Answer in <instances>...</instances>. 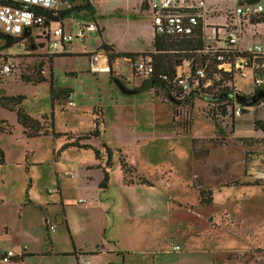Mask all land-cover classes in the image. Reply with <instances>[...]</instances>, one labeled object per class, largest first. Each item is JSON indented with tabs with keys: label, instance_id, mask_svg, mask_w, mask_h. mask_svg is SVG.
<instances>
[{
	"label": "rangeland",
	"instance_id": "374dc122",
	"mask_svg": "<svg viewBox=\"0 0 264 264\" xmlns=\"http://www.w3.org/2000/svg\"><path fill=\"white\" fill-rule=\"evenodd\" d=\"M83 1L63 0L60 7ZM90 1L93 13L69 17L102 21V37L89 33L88 50H97L103 37L119 50H154L148 49L152 15L141 12L143 0ZM232 5L220 0L216 7L223 13ZM8 40L0 33V69H12L0 73V96H22L19 107L46 123L49 134L28 138L17 112L0 106V120L12 128L0 133V264H77L76 255L58 253L102 243L112 251L93 264H124L128 250L137 264H264V137L238 136L252 133L254 106L264 101V89L255 93L252 69L233 75V102L245 110L233 130L209 117L207 95L173 94L160 85L144 89L147 78L132 69L130 58L98 72L90 52L53 58L69 45L54 51L50 41L38 49L35 39ZM21 73L47 80L25 82ZM52 86L71 89V97L52 102ZM66 141L91 148L61 151ZM139 178L155 188L141 190L134 185ZM174 243L181 251L173 250ZM9 250L16 256L1 261ZM33 250L41 252L31 255ZM77 256L79 264L91 257Z\"/></svg>",
	"mask_w": 264,
	"mask_h": 264
},
{
	"label": "built area",
	"instance_id": "2783aa9c",
	"mask_svg": "<svg viewBox=\"0 0 264 264\" xmlns=\"http://www.w3.org/2000/svg\"><path fill=\"white\" fill-rule=\"evenodd\" d=\"M231 1L234 5L225 12L224 23L211 24L209 17L216 11H210L205 6V0H143L151 12L155 34L184 36L192 34L196 27L202 31L203 49L199 53L207 57L204 63L199 62L193 70L191 60H185L176 67L173 76H162L167 89L173 94L185 95L193 90L197 93L204 90L218 95L225 87L233 85L232 81L223 80L228 73L247 68L254 72L255 90L264 89V0ZM60 4L62 0H0V32L12 37L31 36L36 41H50L51 48L57 51L76 40H86L89 33L98 29L95 21H79L74 31H67L61 25L45 26L44 11L58 9ZM25 31L29 33L25 35ZM107 61V55L91 53L93 70L109 71ZM131 61L132 69L137 74L147 79L154 76L156 67L150 53ZM211 70L214 71L213 76H209ZM1 71L11 72V65L5 64ZM206 108L209 117L219 122L244 112V108L235 102L227 106L226 114L222 113L223 109H219L217 104ZM172 248L180 251L181 245ZM14 256L16 254L13 250H9L4 253L1 261L9 262Z\"/></svg>",
	"mask_w": 264,
	"mask_h": 264
},
{
	"label": "trees",
	"instance_id": "16d2710c",
	"mask_svg": "<svg viewBox=\"0 0 264 264\" xmlns=\"http://www.w3.org/2000/svg\"><path fill=\"white\" fill-rule=\"evenodd\" d=\"M63 3V0H62ZM70 7L68 8H58L55 10H45L44 11V16H45V26L50 27L53 24H59L62 27H66L64 25V21L68 19L70 16L74 14H78L81 12H86V13H93L95 11L94 5L91 3L90 0H84L83 3L80 4H69ZM1 35L6 36L9 40V43H16L20 39H33L31 36H20V37H12L8 36L2 32H0ZM39 38V37H38ZM35 41V40H34ZM43 42L46 41H35L36 45L38 46L37 48H47L49 46V43L46 42L47 44H43ZM69 45V44H67ZM66 45H63L62 49L65 48ZM153 47H154V52L150 53L153 57L155 67H156V72L154 76L150 79H147L144 89H148L150 87H155L157 85H160L164 87L166 90V84L164 83L162 76L167 74L169 76H173L175 74L176 67L181 65L185 60H191V68L194 70L195 65L200 63H204L206 60V56L202 55L199 53V50L203 49V39H202V31L200 27H196L193 31L192 34L189 35H184V36H159L155 34L154 40H153ZM59 48V49H60ZM102 49L104 50L105 54L108 56V62L110 66V70L112 69V63L118 59V58H123L127 57L130 59H134L135 57H138L142 53H136V52H117L115 49L106 43L102 44ZM199 53V55H198ZM62 54L66 53H59L57 55H50L54 57H61L63 56ZM68 54V53H67ZM171 54H176L175 57H172L174 55ZM184 54V55H180ZM48 57V56H47ZM53 58L51 59L48 57V63L50 65L53 63ZM43 66V65H42ZM2 69V68H1ZM0 69V73H2ZM214 71L209 72V76H213ZM233 75L234 73H228L224 77V81H233ZM21 80L29 83H41L47 80V78L42 75L41 73H38L37 75L33 76H27L24 73L20 74ZM51 82L53 83V74L51 72L50 78ZM50 94H51V99L52 102L55 100H58L60 98L67 99L70 97V94L72 92L71 89L68 88H61L59 90H55L54 86L51 87L50 89ZM170 91V90H169ZM235 91V87L232 85L231 87H225L222 91V93L218 95H213L209 91H200V94L207 95L209 97V100H207V106H211V104H217L219 109H223L222 113L226 114V108L229 105H233V98L229 97V94H232ZM220 95V97H219ZM216 97V99H215ZM23 97L22 96H0V106L6 107L7 109L11 111H16L18 114V121L19 123L24 127V134L28 138H33L36 136H41V135H48V125L44 122H40L38 119L33 118L29 114H27L25 111H23L19 106L22 104ZM7 121L5 120H0V133L1 132H7L11 133L12 128L11 127H6ZM99 124V122H98ZM256 128H262L264 129V126H261V124L256 120L255 122ZM96 136L99 134V129L95 128V131L93 132ZM55 138H58L59 136H62V134L57 135L55 134ZM88 137H86L87 139ZM199 139L194 138L192 140V145L194 148V152L197 151V143ZM75 147L79 149H89L91 148L90 145L88 144H80L76 141H66L63 146L61 147V151ZM106 151L109 152V149L106 148ZM202 152L204 154H207V150ZM96 153L97 150H96ZM0 156L3 160V153L0 149ZM122 170L124 173H127L129 171L128 165L126 162L122 163ZM105 177L104 180L107 182L108 180V173L105 170L104 171ZM133 181H131L132 183ZM134 184H145L152 186L153 184L144 178H139L138 181H134ZM204 190H200V195H201V200L204 201ZM64 255H75V253H64ZM23 254L18 256V261H22ZM76 259L78 260V257L76 256ZM79 264V262L77 263Z\"/></svg>",
	"mask_w": 264,
	"mask_h": 264
},
{
	"label": "crops",
	"instance_id": "0c3cea01",
	"mask_svg": "<svg viewBox=\"0 0 264 264\" xmlns=\"http://www.w3.org/2000/svg\"><path fill=\"white\" fill-rule=\"evenodd\" d=\"M141 2H142V0H140ZM229 1H231V0H229ZM145 4L142 2L141 3V12L142 11H144V10H147V8L145 7V9L142 7V6H144ZM217 5H220V0H205V6L207 7V8H209L210 9V11H216V13H214V14H212L213 16H211V17H209V23H211V24H222V23H224V21H225V12L227 11V10H229V9H231L232 7H233V5H232V7H230V8H228V9H225V12H223V13H220L221 11H223V10H220V9H218V7H216ZM146 6V5H145ZM96 10V9H95ZM218 12V13H217ZM220 13V14H219ZM97 14V13H96ZM97 18V17H96ZM76 21V19L75 18H73V17H71V18H68V19H66L65 21H64V25L66 26L65 28H66V30L68 31H74V29H75V27L74 26H76V24H77V22H79V21H76V23H73V22H75ZM96 22V24H97V27H98V29H97V31L101 34V37H102V32H104V30H105V27L101 24V22L102 21H100L98 18H97V20L95 21ZM72 23V24H71ZM59 24H53V26H58ZM151 28H152V34H151V37H150V39H151V44H152V47L151 48H148V49H153L154 47H153V40H154V37H155V31H154V29H153V26H152V23H151ZM89 37H90V35H89ZM89 37L86 39V40H76V41H74L73 43H71V44H69V47L66 49V50H64V49H62V48H60L59 50H64V52L63 53H66V54H62L63 56H61L60 58H62V59H66V58H69L70 56H77V55H88V53L90 52V54L92 53V52H100V53H103V54H105L104 53V50L102 49V44L103 43H106V44H108V45H111L114 49H115V51H117V52H136V53H142L141 55H139V56H142L143 54H146V53H152V52H154V50L152 51H149V50H147V49H145V50H119V49H117L116 47H115V45L114 44H112L111 42H107V41H105L104 40V37H103V39H102V41L100 42L101 43V45H100V47L99 48H97V50H88L87 48H86V42H87V40H89ZM79 42V43H78ZM81 42V43H80ZM83 42V43H82ZM66 46H68V45H66ZM68 53V54H67ZM106 55V54H105ZM108 57V56H107ZM58 58V57H57ZM120 60V58H118V59H116L113 63H112V70L114 69L115 70V65H116V63L118 62ZM107 63H108V66H109V62L107 61ZM109 71H110V66H109ZM105 72H107V71H105ZM71 97V96H70ZM253 119H252V127H253V131H252V133L251 134H241V135H238L239 137H259V136H262V137H264V129H262V128H256V125H255V122H256V120L261 124V126H264V101L262 102V103H260V104H257V105H255L254 106V109H253ZM243 113H245V110H244V112ZM239 117H241V115L240 116H237V117H234V118H232L231 116H228V117H226V119H223L222 121H221V123H223L224 124V126H225V124L226 123H230V125L232 126V128H233V130L234 129H236V125H237V118H239ZM225 120V121H224ZM220 121V120H219ZM218 121V122H219ZM251 170H253L254 172H258L254 167H252L251 168ZM256 174V173H255ZM259 174V173H258ZM134 185H136L137 187H139V188H141V190H142V188L143 187H148V188H155L153 185L152 186H149V185H145V184H134ZM134 185H129V186H134ZM244 185H246V186H248V185H252V184H244ZM142 192V191H141ZM79 199H82V198H79ZM84 199H85V201H88L89 200V196H87V198H85L84 197ZM152 216H155V217H153L152 218ZM151 216V219H153V220H160L159 218H157V217H159V216H156V215H152ZM64 220H65V222H66V225H67V227H68V229L70 230V227L68 226V221H67V219L66 218H64ZM167 220H169V218H167ZM71 232V231H70ZM114 240V237H110V240H109V242H111V241H113ZM177 243H179V242H177ZM175 244L174 243V245H180V244ZM110 244V243H109ZM109 244H107V243H102V244H97L96 245V247L95 248H93V249H91V250H83L82 248H78L77 246H76V244H75V247H74V250H73V252H71V251H67V252H62V253H58V252H56V253H58V254H63L64 255V253H75V255L77 256V252L78 251H82V253H84V254H87V255H89V256H91L89 259H87V263H89V264H93L92 262H93V260H95V258H96V256L97 255H101L102 253H104V252H106V253H111V247H110V245ZM101 245V246H100ZM173 245V246H174ZM181 251V250H180ZM32 253H31V255H36V254H38L39 252H41V251H38V250H33V251H31ZM54 253V252H53ZM134 252H133V250H128L127 252H124V254L125 255H123V263L124 264H137L136 262H135V260H133V259H129L128 258V256H130L131 254H133ZM44 254H48V253H44ZM21 255V254H20ZM78 257V256H77ZM128 258V259H127ZM153 259L155 260V255L153 256ZM80 260H83V259H76V261H77V263L80 261ZM146 261V260H145ZM138 262H140L139 260H138ZM142 262V261H141ZM145 263V262H144Z\"/></svg>",
	"mask_w": 264,
	"mask_h": 264
},
{
	"label": "water",
	"instance_id": "95a60500",
	"mask_svg": "<svg viewBox=\"0 0 264 264\" xmlns=\"http://www.w3.org/2000/svg\"><path fill=\"white\" fill-rule=\"evenodd\" d=\"M28 33H29V31H25V35H27ZM258 91H260V89H259V90H256L255 93L257 94ZM235 95H236V94L232 93V94H229L228 96L231 97V98H233V97L235 98ZM238 95H241V94H238ZM247 98H250V97H247ZM256 101H257V100H255V102H256ZM255 102H254V103H255Z\"/></svg>",
	"mask_w": 264,
	"mask_h": 264
}]
</instances>
